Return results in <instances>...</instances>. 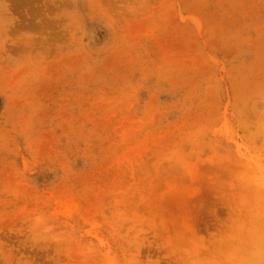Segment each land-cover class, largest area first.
Listing matches in <instances>:
<instances>
[{"label":"rangeland","instance_id":"374dc122","mask_svg":"<svg viewBox=\"0 0 264 264\" xmlns=\"http://www.w3.org/2000/svg\"><path fill=\"white\" fill-rule=\"evenodd\" d=\"M0 264H264V0H0Z\"/></svg>","mask_w":264,"mask_h":264}]
</instances>
